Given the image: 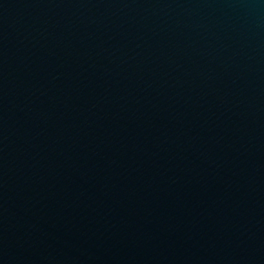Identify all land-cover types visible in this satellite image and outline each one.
<instances>
[{
    "label": "water",
    "instance_id": "water-1",
    "mask_svg": "<svg viewBox=\"0 0 264 264\" xmlns=\"http://www.w3.org/2000/svg\"><path fill=\"white\" fill-rule=\"evenodd\" d=\"M0 264H264V0H0Z\"/></svg>",
    "mask_w": 264,
    "mask_h": 264
}]
</instances>
